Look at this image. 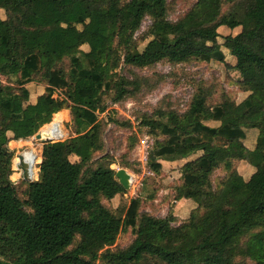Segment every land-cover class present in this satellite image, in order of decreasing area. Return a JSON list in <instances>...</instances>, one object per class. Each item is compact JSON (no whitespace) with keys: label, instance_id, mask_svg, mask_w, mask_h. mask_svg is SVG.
I'll list each match as a JSON object with an SVG mask.
<instances>
[{"label":"trees","instance_id":"obj_1","mask_svg":"<svg viewBox=\"0 0 264 264\" xmlns=\"http://www.w3.org/2000/svg\"><path fill=\"white\" fill-rule=\"evenodd\" d=\"M39 1L0 0V264H264V0H194L175 20L171 0H44L49 10ZM145 18L150 24L136 37ZM224 27L240 30L221 35ZM23 30L32 33L25 55ZM212 60L238 73L240 100L202 86L183 111L167 103L137 116L150 135L164 137L147 156L150 169L159 172L160 160L178 164L173 199L186 200L182 221L173 225L171 210L140 212L138 198L124 211L108 207L126 191L113 158L94 159L104 147L105 97L136 99L163 80L133 69ZM37 78L46 86L30 101L27 84ZM63 109L73 135L13 159L9 144L23 148L39 129V140L62 138L63 130L48 129ZM20 154L29 179L37 178L23 197L9 178H19ZM225 163L230 169L213 179ZM127 228L131 242L113 246Z\"/></svg>","mask_w":264,"mask_h":264},{"label":"rangeland","instance_id":"obj_2","mask_svg":"<svg viewBox=\"0 0 264 264\" xmlns=\"http://www.w3.org/2000/svg\"><path fill=\"white\" fill-rule=\"evenodd\" d=\"M194 0H171L172 11L169 13V19L175 20L182 15L192 4ZM39 5L43 10H49V4L40 0ZM228 4L223 6L226 8ZM62 13V12H60ZM0 15L3 17L4 13L0 10ZM33 16V15H32ZM27 15L28 17H32ZM34 18V16L32 17ZM150 24V20L145 18L141 23L139 30L135 33L136 37H140ZM240 28L228 29L226 27L219 29L221 35L235 34L239 32ZM26 35V36H23ZM32 33L28 30L21 32V50L22 55L26 54L29 38ZM218 41L221 43L222 39ZM145 41L140 42L139 48L144 46ZM82 49H87L84 45ZM224 50V49H223ZM226 61L229 63L232 57L226 50ZM133 72L139 75L149 76L154 73L162 75L163 80L150 92H142L136 99H126L121 102L112 103L111 100L105 97L107 109L104 113L99 115V119L107 122L104 126L102 139L104 143L103 151L96 152L94 159H97L104 153H108L115 161L111 167L116 171L119 168H124L130 175V187L125 189V193L116 195L112 200L107 201L106 205L116 212L124 211L132 198H138L140 201V212H146L156 217H164L171 210L173 214H177V221L173 225H177L182 221L185 210L183 202H175L173 199L174 189L180 182L178 164H172L166 160H160L161 169L159 172H154L147 164V156L152 149L155 139L163 140L162 135H150L147 129L139 125L138 115L142 113L151 114L152 111L169 103L172 107L183 111L188 104L193 92L202 86H215L217 92L219 90L227 91L236 101L242 98V92L235 84L238 79V73L225 62H217L215 60L209 62L190 61L188 63H181L172 65L167 62H160L152 67L144 69H133ZM127 73V71H125ZM46 82L43 79H35L27 84L30 90V101H34L37 95L42 93L45 89ZM60 94L61 91H56L54 96ZM217 97V93L214 94ZM57 121L48 129V131H59L58 134L64 131L62 138L55 137L51 140H39L34 135L23 141V148H14V143L9 144V147L14 150L13 159L25 149H29L28 153L31 156L40 154L42 145L47 141L65 140L73 135L71 130V120L69 109H63L56 113ZM108 115H111L120 121H129L130 126L122 127L108 121ZM52 121V120H51ZM51 123V122H50ZM58 134L56 136H58ZM60 138V139H59ZM70 151V148H68ZM70 160L74 161L76 158L70 155ZM13 159L11 161V174L16 172L13 170ZM40 163V162H39ZM38 163V164H39ZM231 165L225 163L214 173L213 179L222 177ZM19 178L11 181L18 187L20 196L25 195V188L28 182L37 180L24 179L21 170H17ZM134 238L133 232L127 228L122 229L116 238L113 246L124 247ZM145 239H152L153 236L147 235Z\"/></svg>","mask_w":264,"mask_h":264},{"label":"water","instance_id":"obj_3","mask_svg":"<svg viewBox=\"0 0 264 264\" xmlns=\"http://www.w3.org/2000/svg\"><path fill=\"white\" fill-rule=\"evenodd\" d=\"M36 138H40V129L37 131V133L34 135ZM19 157V163H17V167L21 170L22 176L24 179L28 178V166L23 160V155H18ZM115 176L117 177L119 183L125 188L129 189L130 187V175L127 173V171L124 168H119L115 171Z\"/></svg>","mask_w":264,"mask_h":264},{"label":"crops","instance_id":"obj_4","mask_svg":"<svg viewBox=\"0 0 264 264\" xmlns=\"http://www.w3.org/2000/svg\"><path fill=\"white\" fill-rule=\"evenodd\" d=\"M220 29H221V28H220ZM60 111H63V110H60ZM40 155H41V152H40ZM168 162H170V163H172V164H176V161H168ZM178 202H183L182 204H185L186 200H185V199H181V200H179Z\"/></svg>","mask_w":264,"mask_h":264},{"label":"bare ground","instance_id":"obj_5","mask_svg":"<svg viewBox=\"0 0 264 264\" xmlns=\"http://www.w3.org/2000/svg\"><path fill=\"white\" fill-rule=\"evenodd\" d=\"M40 135H41V134H40ZM40 138H41V136H40ZM40 138H39V139H40ZM25 163H26V162H25ZM28 172H29V171H28ZM28 178H29V176H28Z\"/></svg>","mask_w":264,"mask_h":264},{"label":"built area","instance_id":"obj_6","mask_svg":"<svg viewBox=\"0 0 264 264\" xmlns=\"http://www.w3.org/2000/svg\"><path fill=\"white\" fill-rule=\"evenodd\" d=\"M18 163H19V161H18Z\"/></svg>","mask_w":264,"mask_h":264}]
</instances>
